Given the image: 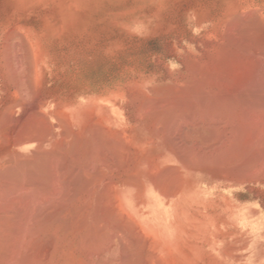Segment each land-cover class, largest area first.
I'll return each mask as SVG.
<instances>
[{
    "label": "bare ground",
    "instance_id": "6f19581e",
    "mask_svg": "<svg viewBox=\"0 0 264 264\" xmlns=\"http://www.w3.org/2000/svg\"><path fill=\"white\" fill-rule=\"evenodd\" d=\"M136 3L178 64L147 81L77 95L3 57L0 264H264V0Z\"/></svg>",
    "mask_w": 264,
    "mask_h": 264
},
{
    "label": "rangeland",
    "instance_id": "374dc122",
    "mask_svg": "<svg viewBox=\"0 0 264 264\" xmlns=\"http://www.w3.org/2000/svg\"><path fill=\"white\" fill-rule=\"evenodd\" d=\"M136 2L141 0H0V74L4 73L9 57L15 63L19 58L24 64L40 52L49 71L46 84L52 86L54 83L64 91L76 90L77 94L78 86L98 92L104 87L115 88L118 81H147L160 73L157 57L165 58L164 63L171 67L178 65L163 53L162 41L172 42L170 36L146 39L127 33L134 19L129 11L140 6ZM88 21L93 25L91 28ZM17 32L20 34L14 35ZM7 37H11L9 48L5 45ZM26 46L31 47L28 50L33 54H26L28 50H23ZM6 48L13 54L9 50L6 52ZM6 56L9 57L5 59ZM7 81L0 75V98L6 93Z\"/></svg>",
    "mask_w": 264,
    "mask_h": 264
}]
</instances>
